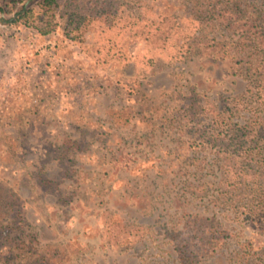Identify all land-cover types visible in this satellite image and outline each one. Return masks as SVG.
<instances>
[{"label":"rangeland","instance_id":"obj_1","mask_svg":"<svg viewBox=\"0 0 264 264\" xmlns=\"http://www.w3.org/2000/svg\"><path fill=\"white\" fill-rule=\"evenodd\" d=\"M27 1L0 0V264H264V216L215 203L204 168L221 143L202 131L244 80L208 49L170 60L118 31L144 12L181 16L185 1L126 0L97 41L112 0H32L26 22L4 21ZM212 215L206 252L182 229Z\"/></svg>","mask_w":264,"mask_h":264},{"label":"trees","instance_id":"obj_2","mask_svg":"<svg viewBox=\"0 0 264 264\" xmlns=\"http://www.w3.org/2000/svg\"><path fill=\"white\" fill-rule=\"evenodd\" d=\"M8 1L16 4L23 0ZM70 1L67 0L68 4L64 6L69 5ZM81 1L86 6L98 5V10L108 7L105 0ZM184 1L186 12L181 16H166L153 11L149 15L144 12L143 15L125 18L124 23L119 24L118 31L123 37L130 33H144L145 48L170 60L185 57L194 47L208 49L211 54L227 62L232 75L244 80V88L231 99L227 114L224 113L221 119L210 120L212 123L215 121L211 127L213 132L202 131L204 144L221 143L219 155L206 161L204 168L210 167L216 171L215 203L222 208L242 209L252 218L259 213L264 216V0ZM31 2L28 0L19 4L17 10L4 21L13 24L26 22L33 9L28 6ZM111 3L107 10L109 22L96 31V41L99 33L103 38V35L112 32L116 12L120 5H126V0H112ZM36 5L39 9L49 10L59 2L39 0ZM0 11L4 12L1 4ZM121 14L128 15L127 12ZM69 16L70 20H79L73 11L69 12ZM120 18L116 20L121 22ZM165 21L167 25L162 28L161 24ZM216 34H225L227 39L217 38ZM101 43L98 42V47L103 49ZM195 112L196 109L192 114ZM215 224L213 215L201 216L186 220L182 230L194 232L204 251L208 252L218 241ZM181 251L186 254L185 247Z\"/></svg>","mask_w":264,"mask_h":264}]
</instances>
